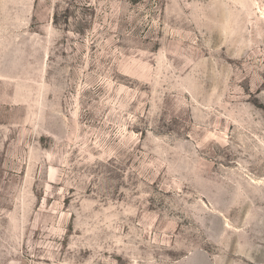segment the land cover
Returning <instances> with one entry per match:
<instances>
[{
	"label": "rangeland",
	"instance_id": "rangeland-1",
	"mask_svg": "<svg viewBox=\"0 0 264 264\" xmlns=\"http://www.w3.org/2000/svg\"><path fill=\"white\" fill-rule=\"evenodd\" d=\"M0 264H264V0H0Z\"/></svg>",
	"mask_w": 264,
	"mask_h": 264
}]
</instances>
